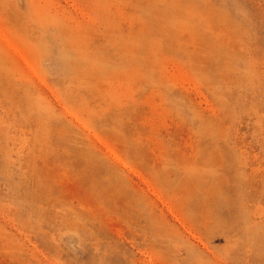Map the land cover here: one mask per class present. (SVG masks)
Listing matches in <instances>:
<instances>
[{"label":"rangeland","instance_id":"obj_1","mask_svg":"<svg viewBox=\"0 0 264 264\" xmlns=\"http://www.w3.org/2000/svg\"><path fill=\"white\" fill-rule=\"evenodd\" d=\"M0 264H264V0H0Z\"/></svg>","mask_w":264,"mask_h":264}]
</instances>
